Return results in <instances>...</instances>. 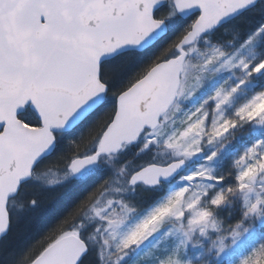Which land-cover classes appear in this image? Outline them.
<instances>
[{"label": "snow or ice", "instance_id": "obj_1", "mask_svg": "<svg viewBox=\"0 0 264 264\" xmlns=\"http://www.w3.org/2000/svg\"><path fill=\"white\" fill-rule=\"evenodd\" d=\"M0 264H264V0H0Z\"/></svg>", "mask_w": 264, "mask_h": 264}, {"label": "rangeland", "instance_id": "obj_2", "mask_svg": "<svg viewBox=\"0 0 264 264\" xmlns=\"http://www.w3.org/2000/svg\"><path fill=\"white\" fill-rule=\"evenodd\" d=\"M60 191H62V190H60V189L53 190L50 193V196H56L57 193ZM57 205H59V204H57L55 202L50 204L49 208L51 209V214L45 213V214L41 215L36 220H34L30 225H28L26 229L22 230V232H18L16 234H13L9 239V243L12 245L18 244L24 235L32 236V237H38L39 234L44 230V228L47 225H49L50 220H48V218L49 217H50V219L52 218L53 211Z\"/></svg>", "mask_w": 264, "mask_h": 264}, {"label": "trees", "instance_id": "obj_3", "mask_svg": "<svg viewBox=\"0 0 264 264\" xmlns=\"http://www.w3.org/2000/svg\"><path fill=\"white\" fill-rule=\"evenodd\" d=\"M59 206V207H58ZM63 211V207L61 204L57 205L53 211V215H52V218L50 219V217L48 218V220H50V223L59 215L61 214ZM49 223V224H50ZM31 229V228H30Z\"/></svg>", "mask_w": 264, "mask_h": 264}]
</instances>
